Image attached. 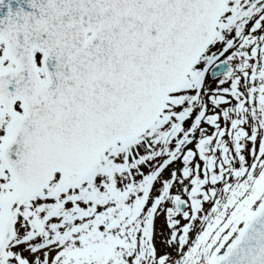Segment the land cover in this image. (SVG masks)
Masks as SVG:
<instances>
[{
	"label": "snow or ice",
	"instance_id": "1",
	"mask_svg": "<svg viewBox=\"0 0 264 264\" xmlns=\"http://www.w3.org/2000/svg\"><path fill=\"white\" fill-rule=\"evenodd\" d=\"M0 264H264V0H0Z\"/></svg>",
	"mask_w": 264,
	"mask_h": 264
}]
</instances>
